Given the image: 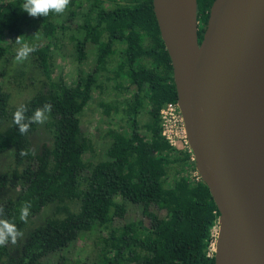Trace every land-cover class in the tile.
Returning a JSON list of instances; mask_svg holds the SVG:
<instances>
[{
    "label": "trees",
    "instance_id": "obj_1",
    "mask_svg": "<svg viewBox=\"0 0 264 264\" xmlns=\"http://www.w3.org/2000/svg\"><path fill=\"white\" fill-rule=\"evenodd\" d=\"M195 2L199 42L212 0ZM23 3L0 0V60L24 28L32 29L24 37L37 46L31 55L45 80L11 108L0 90V122L7 121L0 129V153L10 150L13 162L0 172V191L17 188L14 197L0 199L5 210L0 218L15 223L24 235L15 253L10 242L0 246V264H85L87 258L72 262L60 250L91 233H97L91 264H213L216 207L205 185L190 176L194 169L187 149L169 145L159 133L158 109L174 102L175 94L151 0H70L62 14L35 18L22 11ZM77 15L82 38H70L74 60H84L89 50L93 58L66 84L59 73L49 78L48 49ZM113 55L110 78L120 98L99 105L102 113L122 117L127 130L107 128L102 157L88 165L81 154L90 143L79 130L78 114ZM46 103L52 105L43 123L50 144L41 143L32 153L28 136L36 123L21 135L13 113L24 104L31 116ZM21 150L29 155L20 156ZM26 201L32 207L22 222L20 208ZM51 203L53 212L26 228L29 218Z\"/></svg>",
    "mask_w": 264,
    "mask_h": 264
},
{
    "label": "water",
    "instance_id": "obj_2",
    "mask_svg": "<svg viewBox=\"0 0 264 264\" xmlns=\"http://www.w3.org/2000/svg\"><path fill=\"white\" fill-rule=\"evenodd\" d=\"M191 2L192 10L187 8ZM193 169L218 212L213 264H264V0H151Z\"/></svg>",
    "mask_w": 264,
    "mask_h": 264
},
{
    "label": "rangeland",
    "instance_id": "obj_3",
    "mask_svg": "<svg viewBox=\"0 0 264 264\" xmlns=\"http://www.w3.org/2000/svg\"><path fill=\"white\" fill-rule=\"evenodd\" d=\"M79 22L73 21L72 24ZM73 25L69 29L58 31L56 33L55 44L48 49L49 78H55L56 74H60L62 80L66 84L73 83L75 74L79 69L83 72L88 63L92 60V55L87 52L84 60L74 62V53L69 37L78 36L79 33L74 30ZM32 29L24 28V34L30 35ZM17 38V37H16ZM16 38L9 44L6 52L0 60V90L7 94V107H15L31 96L37 89L40 88L41 82L45 79L42 76L36 61L30 54L28 59L23 62L15 60L16 50L19 45L16 44ZM26 40L30 42L26 38ZM115 58L111 57V62L106 66V69L99 73L96 77L94 86L90 89L89 99L83 105L78 115V127L81 134L89 140L90 150L84 151L81 154L82 161L92 164L102 157L103 150L107 144V138L104 136V131L107 128H113L125 132L126 123L118 114L107 112L102 113L100 102H107L110 105L118 100L119 95L112 88L113 80L107 79L110 76L108 70ZM7 121L4 119L0 122V129L4 128ZM29 148L34 153L41 143H49V133L43 124L36 123L34 130L28 136ZM11 153L6 150L0 153V172L11 167ZM195 171H190V176H194ZM168 176L163 178L166 184ZM17 193L16 187H5L0 191V199L4 197H14ZM74 204H72V208ZM53 212V204H48L40 209V211L29 218L26 228L38 225L44 221ZM82 239H78L75 243L64 250H60L63 256L69 258L72 262L77 259H86L85 264H91L93 260L92 246L96 241V234H86ZM24 235L18 238L15 244L11 243V251L15 253L20 245ZM213 247V243L211 249ZM55 256L54 254L52 255Z\"/></svg>",
    "mask_w": 264,
    "mask_h": 264
},
{
    "label": "clouds",
    "instance_id": "obj_4",
    "mask_svg": "<svg viewBox=\"0 0 264 264\" xmlns=\"http://www.w3.org/2000/svg\"><path fill=\"white\" fill-rule=\"evenodd\" d=\"M70 4V0H24L22 11L26 12L30 17H46L50 12L62 14ZM16 44L19 47L16 50L15 60L23 62L28 59L30 54L37 50V46L30 44L25 37L19 36L16 38ZM52 110L51 104H44L41 108L33 111L31 116L27 115L28 108L21 104L13 113V123L16 125L21 135L29 132L32 124H43L49 119V114ZM20 156H28L29 152L26 150L20 151ZM31 202H24L20 208L19 219L22 222H27L30 215ZM4 208L0 207V216L4 214ZM23 233L17 228L16 224L6 218H0V246L6 243L15 244L18 238L22 237Z\"/></svg>",
    "mask_w": 264,
    "mask_h": 264
},
{
    "label": "built area",
    "instance_id": "obj_5",
    "mask_svg": "<svg viewBox=\"0 0 264 264\" xmlns=\"http://www.w3.org/2000/svg\"><path fill=\"white\" fill-rule=\"evenodd\" d=\"M158 119L159 132L165 141L169 145H175L176 148L187 149L175 102L162 104L158 109Z\"/></svg>",
    "mask_w": 264,
    "mask_h": 264
},
{
    "label": "bare ground",
    "instance_id": "obj_6",
    "mask_svg": "<svg viewBox=\"0 0 264 264\" xmlns=\"http://www.w3.org/2000/svg\"><path fill=\"white\" fill-rule=\"evenodd\" d=\"M187 8L192 10L191 2H187ZM260 150L256 152V158H254L253 167L251 169V175L256 179L264 182V127L260 131Z\"/></svg>",
    "mask_w": 264,
    "mask_h": 264
},
{
    "label": "flooded vegetation",
    "instance_id": "obj_7",
    "mask_svg": "<svg viewBox=\"0 0 264 264\" xmlns=\"http://www.w3.org/2000/svg\"><path fill=\"white\" fill-rule=\"evenodd\" d=\"M78 19H79V22H76V23L72 24L73 21H77ZM73 21L69 23V26H68L67 29H69L70 26L73 25L72 28H73L74 30H76V31L79 33V34H78L79 37H78V36H72V37H75V38H79V39H81V38H82V33H81V31L79 30V28H78V27H79L78 24L81 23V16H80V15H77V16L74 18ZM64 30H66V29H64ZM69 38H71V37H69ZM71 44H72V43H71ZM115 46H116V47H117V46L119 47V44H116ZM88 52H90V54L92 55V52H91L90 50H89ZM86 53H87V52H86ZM85 55H86V54H85ZM116 56H117V55H115V56H114V55H113V56H109V57H108L109 59H107L108 62L106 61V63H105V69H106V66L111 62V57L115 58V60L113 61V63L110 65V66H111L110 70H108L110 74H111V71H112V69H113L114 63H115V61H116V58H117ZM92 58H93V56H92ZM74 62H76V61L74 60ZM90 62H91V61H90ZM90 62H89V63H90ZM89 63H88V65H89ZM88 65H87V67H88ZM87 67H86V69H87ZM86 69H85V70H86ZM105 69H104V70H105ZM85 70H84V71H85ZM77 71H80V70L78 69ZM84 71H83V72H84ZM80 72H81V71H80ZM76 73H77V72H76ZM81 73H82V72H81ZM100 73H101V72H100ZM109 78H110V76H109L107 79H109ZM95 80H96V79H95ZM110 80H113V84L115 83V80H114V79L110 78ZM113 84H112V86H113ZM113 90H114V89H113ZM115 91H116V90H115ZM89 92H90V91H89ZM116 93L119 95V98H120V94H121V93H118V92H116ZM119 98H118V99H119ZM114 101H116V100H114ZM86 102H87V101H86ZM82 107H83V106H82ZM81 109H82V108H81ZM80 111H81V110H80ZM79 113H80V112H79ZM78 115H79V114H78ZM159 133H160V132H159ZM160 135H161V134H160ZM161 136H162V135H161ZM163 139H164V138H163ZM164 140H165V139H164ZM107 142H108V141H107ZM43 144H45V143H43ZM49 144H50V136H49V143H47L46 145L49 146ZM39 145H40V144H39ZM39 145H38V146H39ZM106 145H107V144H106ZM171 146H174V147H175V145H171ZM186 147H187V146H186ZM37 148H38V147H37ZM175 148H176V147H175ZM180 149H181V148H180ZM36 150H37V149H36ZM35 152H36V151H35ZM35 152H34V153H35ZM188 152H189V151H188ZM189 154H190V153H189ZM190 158H191V155H190ZM11 160H12V158H11ZM11 164L13 165V162H11ZM12 165H11V166H12ZM193 172H194V171H193ZM194 175H196V174H194ZM196 176H197V175H196ZM167 182H168V181H167ZM47 205H48V204H47ZM53 207H54V205H53ZM69 207H70L71 209H74V208H75V205H74V207L72 208V204H69ZM42 208H43V207H42ZM40 224H41V223H40Z\"/></svg>",
    "mask_w": 264,
    "mask_h": 264
}]
</instances>
